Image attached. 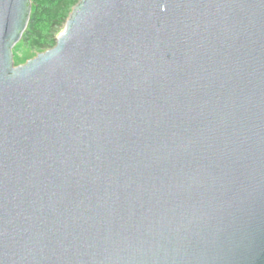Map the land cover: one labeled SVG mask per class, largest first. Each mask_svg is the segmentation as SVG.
<instances>
[{
	"label": "water",
	"instance_id": "water-1",
	"mask_svg": "<svg viewBox=\"0 0 264 264\" xmlns=\"http://www.w3.org/2000/svg\"><path fill=\"white\" fill-rule=\"evenodd\" d=\"M0 0V264H264V0H79L15 65Z\"/></svg>",
	"mask_w": 264,
	"mask_h": 264
},
{
	"label": "trees",
	"instance_id": "trees-1",
	"mask_svg": "<svg viewBox=\"0 0 264 264\" xmlns=\"http://www.w3.org/2000/svg\"><path fill=\"white\" fill-rule=\"evenodd\" d=\"M79 0H31V12L19 41L44 50L56 43L69 12Z\"/></svg>",
	"mask_w": 264,
	"mask_h": 264
},
{
	"label": "rangeland",
	"instance_id": "rangeland-1",
	"mask_svg": "<svg viewBox=\"0 0 264 264\" xmlns=\"http://www.w3.org/2000/svg\"><path fill=\"white\" fill-rule=\"evenodd\" d=\"M70 12H69V14H70ZM63 28H62V30H63ZM44 50H46V49H44ZM44 50H38V49L32 48L28 44L21 42V41H18L12 48L14 64L18 65V64L25 63L28 59L35 57L39 52H42Z\"/></svg>",
	"mask_w": 264,
	"mask_h": 264
}]
</instances>
